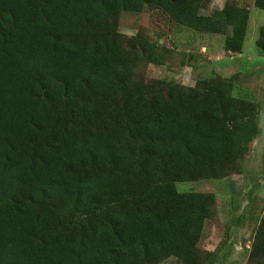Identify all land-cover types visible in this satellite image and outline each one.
Instances as JSON below:
<instances>
[{
    "label": "trees",
    "instance_id": "1",
    "mask_svg": "<svg viewBox=\"0 0 264 264\" xmlns=\"http://www.w3.org/2000/svg\"><path fill=\"white\" fill-rule=\"evenodd\" d=\"M148 5L190 29L229 30L224 49L242 51V5L0 0V264L205 262L215 195L177 183L241 171L260 107L224 77L136 78L140 61L170 52L141 37L124 47L120 14ZM256 46L264 54V25ZM247 264H264V211Z\"/></svg>",
    "mask_w": 264,
    "mask_h": 264
},
{
    "label": "rangeland",
    "instance_id": "2",
    "mask_svg": "<svg viewBox=\"0 0 264 264\" xmlns=\"http://www.w3.org/2000/svg\"><path fill=\"white\" fill-rule=\"evenodd\" d=\"M227 3L249 9V25L241 52L224 49L229 33L200 32L175 23L162 9L148 5L142 12H123L118 30L124 47L134 51L135 38L141 37L170 52L156 65L142 60L136 78L144 81H176L193 86L206 77H224L233 84V94L255 100L260 107V132L241 160V171L220 179L178 182L179 190L212 192L213 213L205 223L198 248L207 256L202 264H247L256 223L264 211V54L256 46L259 28L264 25V10L254 0H204L203 13L222 10ZM161 264H183L169 258Z\"/></svg>",
    "mask_w": 264,
    "mask_h": 264
}]
</instances>
